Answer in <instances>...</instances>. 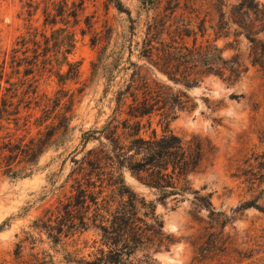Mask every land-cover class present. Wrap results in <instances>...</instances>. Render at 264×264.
I'll return each instance as SVG.
<instances>
[{
    "label": "trees",
    "instance_id": "16d2710c",
    "mask_svg": "<svg viewBox=\"0 0 264 264\" xmlns=\"http://www.w3.org/2000/svg\"><path fill=\"white\" fill-rule=\"evenodd\" d=\"M99 1L105 10L112 6L130 14L121 0ZM228 1L140 0L154 11H147L151 15L137 40H129L128 52L135 55V60L129 56L128 66L122 67L130 73L115 91L112 112L101 127L82 134L84 152L80 158H72L68 174L70 193L46 210V218L34 223L55 243L62 235L91 232L92 250L78 264H159L154 254L172 242L163 230L154 202L128 187L124 169L138 181L158 189L161 202L171 195L193 192L198 207L211 208L208 198L191 191L189 179L202 166L207 152L204 140L199 136L184 140L171 123L180 112L194 108L187 90L197 86L205 75L235 81L245 70L236 58L224 57L216 43L230 33L231 26L235 25L233 31L251 43L252 64L264 69V10L256 0H235L234 4ZM66 2L58 9L53 1L43 8L44 24L52 27L50 35L28 29L16 41L9 53L11 71L4 92V63H0V128L2 121L16 123L21 109L28 110L31 105L40 108L37 125H44V130L27 141L24 136L12 142L10 135L6 136L7 141L0 145L4 173L17 175L19 163L32 164L55 136L71 129L72 95L64 100L67 91L59 89L53 97L37 96V81L43 74H53L61 80L79 72V64L68 58L76 43L69 22L70 18L77 20L78 11L67 7ZM84 3L79 0L80 10L85 8ZM225 6H230V10L224 11ZM58 23L61 26L54 27ZM85 23L86 28L80 33H89L93 46L104 42L101 50L106 49L108 35L94 31V22L88 16ZM101 50L91 63L92 69L102 62ZM64 65L68 66L66 71L62 69ZM13 77L15 80H11ZM112 77L110 74L108 81ZM91 140L97 143L85 149ZM262 155L254 157L257 168L246 158V167L232 173L250 191H256L264 182ZM255 201L256 197L246 201L245 206L264 211ZM215 238L195 250L192 264L210 258L215 249L223 250L215 245Z\"/></svg>",
    "mask_w": 264,
    "mask_h": 264
},
{
    "label": "rangeland",
    "instance_id": "374dc122",
    "mask_svg": "<svg viewBox=\"0 0 264 264\" xmlns=\"http://www.w3.org/2000/svg\"><path fill=\"white\" fill-rule=\"evenodd\" d=\"M52 1L58 9L65 0H0V63H4L5 72L2 92L8 86L5 80L11 71L9 53L19 37L28 29L50 35L52 27L44 24L43 8ZM66 1L67 7L78 11L77 20L70 18L69 22L76 43L68 58L79 64V72L61 80L53 74H43L37 81V96L53 97L59 89L67 91L64 100L72 95L71 129L55 136L32 164L19 163L17 175L4 173L0 166V264H78L80 259L88 258L94 239L91 232L62 235L55 243L34 223L46 218V210L70 193L68 174L72 158H80L84 152L82 134L101 127L110 116L115 91L130 73L122 67L128 66L129 56L135 60V55L128 52L129 40H137L151 15L147 11H154L144 7L140 0H121L129 15L112 6L105 10L99 0H85L83 10L79 9V0ZM256 1L264 10V0ZM227 3L234 4L235 0ZM223 10L229 11L230 6ZM87 16L94 22V31L108 35L103 51L104 42L93 46L90 34L80 33L86 28ZM57 26L61 23L54 27ZM235 28L231 26L230 33L216 43L224 57L236 58L245 70L235 81L205 75L197 86L187 90L194 108L180 112L171 123V128L184 140L192 136L204 140L207 152L202 166L189 179L191 191L208 198L211 208L198 207L193 192L171 195L161 202L158 189L123 170L128 187L154 202L163 230L172 238L167 248L154 254L159 264L169 262V258L170 264H192L195 250L215 236V245L223 250L215 249V254L199 264H264V211L245 206L246 201L256 197L255 203L264 209V182L256 191H250L242 179L232 175L246 167V158L257 168L254 157L264 153V69L252 64L251 43L243 34L235 33ZM99 50L102 62L92 69ZM67 68L64 65L62 69ZM110 74L113 77L108 81ZM157 77L165 79L160 74ZM39 115L40 108L31 105L28 110L21 109L16 123L2 121L0 145L8 135L12 142L24 136L27 141L44 130V125H37ZM96 143L89 141L85 149ZM211 233L215 236L209 237Z\"/></svg>",
    "mask_w": 264,
    "mask_h": 264
},
{
    "label": "bare ground",
    "instance_id": "6f19581e",
    "mask_svg": "<svg viewBox=\"0 0 264 264\" xmlns=\"http://www.w3.org/2000/svg\"><path fill=\"white\" fill-rule=\"evenodd\" d=\"M229 109V108H228ZM183 119V118H182ZM180 121V119L178 120V122ZM173 227V226H172ZM163 264H170V259L169 262H164Z\"/></svg>",
    "mask_w": 264,
    "mask_h": 264
},
{
    "label": "water",
    "instance_id": "95a60500",
    "mask_svg": "<svg viewBox=\"0 0 264 264\" xmlns=\"http://www.w3.org/2000/svg\"><path fill=\"white\" fill-rule=\"evenodd\" d=\"M172 228V226H168V229ZM169 258V257H168ZM170 259V258H169Z\"/></svg>",
    "mask_w": 264,
    "mask_h": 264
}]
</instances>
